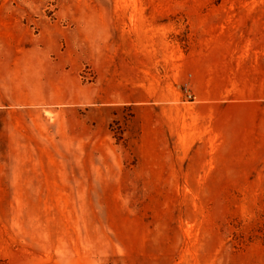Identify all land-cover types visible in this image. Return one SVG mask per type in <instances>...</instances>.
Returning a JSON list of instances; mask_svg holds the SVG:
<instances>
[{"label":"rangeland","instance_id":"374dc122","mask_svg":"<svg viewBox=\"0 0 264 264\" xmlns=\"http://www.w3.org/2000/svg\"><path fill=\"white\" fill-rule=\"evenodd\" d=\"M0 264H264V0H0Z\"/></svg>","mask_w":264,"mask_h":264}]
</instances>
